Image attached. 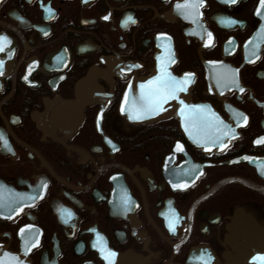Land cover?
<instances>
[{
    "label": "flooded vegetation",
    "instance_id": "obj_1",
    "mask_svg": "<svg viewBox=\"0 0 264 264\" xmlns=\"http://www.w3.org/2000/svg\"><path fill=\"white\" fill-rule=\"evenodd\" d=\"M161 35L176 92L211 111L206 146L178 103L124 113ZM0 38V244L31 264H184L198 246L224 263L236 211L264 228L262 0H0Z\"/></svg>",
    "mask_w": 264,
    "mask_h": 264
},
{
    "label": "water",
    "instance_id": "obj_2",
    "mask_svg": "<svg viewBox=\"0 0 264 264\" xmlns=\"http://www.w3.org/2000/svg\"><path fill=\"white\" fill-rule=\"evenodd\" d=\"M157 66L152 74L135 80L126 90L123 100L124 113L133 122H154L168 115L172 104L179 105V118L187 124L188 136L198 147L206 146L209 135L206 122L211 111L205 105H195L186 94L176 92L178 80L169 65L175 58L173 40L167 35L157 39ZM183 98L182 99V96ZM179 97L182 101H179ZM204 122V123H202ZM225 140L217 142L223 144ZM226 246L221 263L212 249L198 246L191 250L184 264H264V228L244 212L235 213L227 227ZM232 249V251H231ZM29 251L21 246L19 252L0 244V264H31Z\"/></svg>",
    "mask_w": 264,
    "mask_h": 264
},
{
    "label": "snow or ice",
    "instance_id": "obj_3",
    "mask_svg": "<svg viewBox=\"0 0 264 264\" xmlns=\"http://www.w3.org/2000/svg\"><path fill=\"white\" fill-rule=\"evenodd\" d=\"M232 2L235 3V0H232ZM262 4H264V0H262ZM104 18L107 19V17H104ZM128 20H129V21H132V22H135V21L132 20V17H128ZM0 39H3V38H0ZM2 50H3V49L0 48V51H2ZM240 91H244V89L241 88ZM246 119H247V118L245 117V120H246ZM0 139H2V137H0ZM258 142H259V141H258ZM5 145H6V141H5ZM177 150H182V148H181L179 145H177ZM170 227H171V225H170ZM21 231L23 232V229H22Z\"/></svg>",
    "mask_w": 264,
    "mask_h": 264
}]
</instances>
